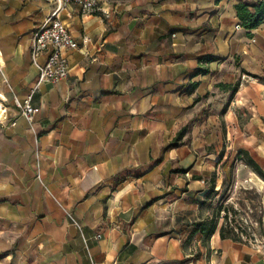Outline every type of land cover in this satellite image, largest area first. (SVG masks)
<instances>
[{
    "label": "rangeland",
    "instance_id": "1",
    "mask_svg": "<svg viewBox=\"0 0 264 264\" xmlns=\"http://www.w3.org/2000/svg\"><path fill=\"white\" fill-rule=\"evenodd\" d=\"M134 1L100 12V73L113 82L100 95V160L117 171L100 197L125 186L117 204L130 220L114 222L136 228L138 245L167 235L177 256L162 264H264V178L245 162L249 151L264 167V24L244 30L228 1ZM26 160L0 151V264H62L64 243L43 222L60 203ZM30 182L35 204L21 197ZM211 220L209 239L191 234Z\"/></svg>",
    "mask_w": 264,
    "mask_h": 264
},
{
    "label": "crops",
    "instance_id": "2",
    "mask_svg": "<svg viewBox=\"0 0 264 264\" xmlns=\"http://www.w3.org/2000/svg\"><path fill=\"white\" fill-rule=\"evenodd\" d=\"M227 1L236 17L237 0H212V3L216 8L217 3ZM53 5V0H0V100L9 106L13 107V97H25L37 81L31 38ZM118 9L114 6L113 12L119 13ZM61 18L76 38L86 36L91 41L82 50L68 53V78L58 84H42L33 94L32 103L40 107L34 121L13 117L2 125L5 134L0 133V151L6 155L11 150L22 154L27 158L25 170L32 166L30 159H37L43 167L41 173L48 174L45 187L60 206L48 205L46 211L50 212L44 215L43 222L51 237L64 243L62 264H162L163 260L177 256L170 253L167 235L138 245L134 243L139 234L136 228L128 231L115 224L116 219L130 220L124 208L117 204L125 186L111 189L112 192L107 190L108 195L100 197L106 192V184L102 182L117 172L109 175L107 166L100 160L105 157L100 153V95L105 96L113 84L105 67L100 73V35L107 25L100 11L81 18L77 8H72L63 11ZM108 40L102 46L106 54L109 51L114 54ZM44 60V55L37 59L39 63ZM102 64L107 66L106 62ZM0 108V120L11 115L1 101ZM10 142L16 146L10 149ZM46 160L48 166L52 164L47 171ZM31 185L30 182L22 186L21 197L35 204L38 198L32 193ZM66 212L73 215L77 226Z\"/></svg>",
    "mask_w": 264,
    "mask_h": 264
},
{
    "label": "built area",
    "instance_id": "3",
    "mask_svg": "<svg viewBox=\"0 0 264 264\" xmlns=\"http://www.w3.org/2000/svg\"><path fill=\"white\" fill-rule=\"evenodd\" d=\"M111 0H53L54 5L51 13L44 19L42 24L34 31L31 38V52L33 63L37 68V81L25 97L18 99L13 97V107H8L2 100L3 107L11 112L9 117L0 120V125L7 119L23 116L27 121H34L40 107L32 103L33 94L40 89L42 84H58L68 78L70 66L68 53L73 50H82L91 41L89 37L76 38L69 27L61 18L63 11L77 8L80 17H87L95 11L107 13L108 4ZM45 56V60L39 63L37 59Z\"/></svg>",
    "mask_w": 264,
    "mask_h": 264
},
{
    "label": "trees",
    "instance_id": "4",
    "mask_svg": "<svg viewBox=\"0 0 264 264\" xmlns=\"http://www.w3.org/2000/svg\"><path fill=\"white\" fill-rule=\"evenodd\" d=\"M234 9L239 26L244 30L250 31L257 28L261 24H264V0H237V3L234 5ZM207 60L210 62L213 60V57H208ZM184 130L185 129H181L178 131L174 141L183 136ZM172 144L176 143L174 142ZM245 155L246 164L249 165L258 175L264 178V167L260 165L257 159L251 155L249 151H245ZM185 170V168H179L176 172L183 173ZM210 190L213 191V185H211ZM191 225V234H198L203 240H207L214 233L217 222L213 220L209 222L194 221ZM222 238H225V236L222 235ZM2 257H4V255L0 254V259Z\"/></svg>",
    "mask_w": 264,
    "mask_h": 264
}]
</instances>
